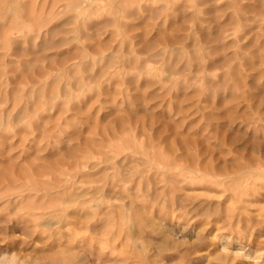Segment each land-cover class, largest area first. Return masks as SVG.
Wrapping results in <instances>:
<instances>
[{"label":"rangeland","instance_id":"1","mask_svg":"<svg viewBox=\"0 0 264 264\" xmlns=\"http://www.w3.org/2000/svg\"><path fill=\"white\" fill-rule=\"evenodd\" d=\"M0 264H264V0H0Z\"/></svg>","mask_w":264,"mask_h":264}]
</instances>
